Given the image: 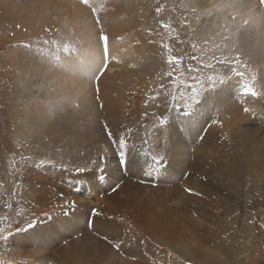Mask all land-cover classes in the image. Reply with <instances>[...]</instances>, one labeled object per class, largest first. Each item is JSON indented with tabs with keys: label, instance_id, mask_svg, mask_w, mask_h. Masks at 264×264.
Instances as JSON below:
<instances>
[{
	"label": "rangeland",
	"instance_id": "1",
	"mask_svg": "<svg viewBox=\"0 0 264 264\" xmlns=\"http://www.w3.org/2000/svg\"><path fill=\"white\" fill-rule=\"evenodd\" d=\"M28 1L0 0V217L8 216L13 221L11 227L0 221V227L5 229L3 234H7L9 229L15 232L16 228L32 219L33 223L38 221L33 212L40 210L38 202L43 197H39L46 190L41 191L40 180L46 175L61 173L63 176L54 177H57L56 181L62 180L68 175L64 168H72L77 163L89 166L97 156L105 154V142L95 140L94 143L92 132L86 133L91 141L78 142L81 139L79 131L91 123L102 128L99 113L107 107L114 108V103L120 100L116 108L120 118L115 122L105 120L104 125L109 122L107 125L117 138L121 132L129 135L128 143L134 144L136 150L133 153H137L128 152L127 156L132 161L141 158L143 163L153 164L151 156L163 154L161 151L166 139L174 141L171 148L181 145L185 149L186 154L174 159L175 162L169 160L165 153L166 175L157 174L155 170V181L158 178L169 181L168 175L180 169V176L184 181L188 180L182 186L196 195L187 193L181 201L183 212L174 216L177 217V225L174 224L179 229L176 238L173 236L170 240L168 236L159 242V237H153V243L157 247L160 245L164 254L166 252L163 257L166 263L170 264L175 258L180 261L175 260V263L172 260V264H264V95L261 96L263 99H257L241 96L239 92L241 84L255 76L257 84L255 82L254 87L264 93V50L262 54L259 52L260 55H253L250 51L254 46L248 48L246 43L253 42L254 32L264 40V18L260 13L264 9H259L262 10L260 14L254 9L251 18L247 14L237 15L239 28L231 20L238 10L246 13V9L241 8L245 2L257 3V0H231L235 8L213 7L221 5L223 0H89L88 5L78 0L82 7L74 8L75 16L72 17L75 19L68 14L49 12L47 0L40 2V8L35 6L37 13H34L27 8ZM92 7L97 8L96 15H93ZM158 8L161 9L159 13L156 11ZM244 20L248 23L245 24ZM161 22L170 28H162ZM101 34L107 35L112 50L102 74ZM242 34L246 35L245 40ZM162 44L169 45V48L161 47ZM64 45L69 46L67 51ZM243 45L253 57L249 52L247 54ZM262 45L264 49V41ZM92 49H97L99 67L75 72L72 69L74 59L84 57ZM23 55H28V58ZM239 55L242 64L248 66L238 67L239 71L245 72L243 78L234 75L231 64H219L213 59L214 56L231 59ZM169 56L181 57L183 66H170L167 63ZM192 56L198 59L192 60ZM201 63H211L214 67L188 71L189 65L198 67ZM48 65L51 75L66 92L65 105L55 107L51 96L40 102L43 113L45 109L54 110V113L51 111L54 121L58 113L66 117V128L52 125L53 119L49 120L50 127H47H55V134L52 133L54 129L33 128L29 119L32 116L29 105L38 103L46 94L48 78L42 77L49 73L43 72L42 66ZM172 71L178 75L183 73L175 83L166 75ZM209 75L216 80L214 88L208 87ZM97 76L99 80L95 78ZM193 76L202 83L193 81ZM185 82L194 84L200 93L199 103L193 105L188 113L183 106L185 101L189 104L192 101L190 90L183 87ZM33 83L36 85L30 87ZM161 85L166 91L161 90ZM222 87L223 90L231 89L240 101L227 108L223 101L219 109L214 102L219 99L218 92ZM113 91L117 93L115 97ZM181 93H184L183 97ZM173 95L177 98L176 105L172 104ZM253 105L261 109L244 111ZM177 106L180 111H177ZM124 110L128 111L125 112L127 116ZM165 117L167 120L160 125L159 119ZM61 122L57 121V124L62 125ZM128 129L132 130L131 133L127 132ZM46 132L52 134L47 135ZM74 136L76 142H72ZM147 139L149 142L144 143ZM74 143L76 145L73 146ZM153 144L160 146L152 147ZM145 152L148 155H144ZM107 155L116 157L111 152ZM120 168L121 173L125 172L124 167ZM46 170L49 172L45 173ZM35 178L39 181L33 190L27 186L29 180ZM109 182L113 184L110 191L114 190V181L109 179ZM155 185L161 186L159 183ZM90 190L93 189L85 191L88 194ZM65 191L68 192L69 188ZM89 196L91 199L93 194ZM87 216L86 223L92 218V212ZM27 231L15 233L17 239L13 235L6 244L0 243V264H20L21 257L29 258L27 251H32L33 246L21 237ZM56 243H60L59 240ZM36 247L42 254L49 250L40 248L38 244ZM111 248L113 253L124 256L123 248H113L112 245ZM43 264L53 263L49 260Z\"/></svg>",
	"mask_w": 264,
	"mask_h": 264
},
{
	"label": "bare ground",
	"instance_id": "2",
	"mask_svg": "<svg viewBox=\"0 0 264 264\" xmlns=\"http://www.w3.org/2000/svg\"><path fill=\"white\" fill-rule=\"evenodd\" d=\"M42 1H44V0H29L28 4H27V8L32 10L34 13L35 12L37 13V11L34 10V7L42 5V3H43ZM220 1L221 0H219V2ZM40 2H42V3L40 4ZM46 2H48L49 3L48 5H50L49 12L55 13L57 15L68 14L71 17L73 15L75 16L74 8L75 7L79 8L81 6L80 3L78 2V0H47ZM223 2H224V0H223ZM253 2H254V0H253ZM245 3L247 4V2H245ZM68 4H69V6H68ZM217 6L219 7V5H217ZM39 8H40V6H39ZM39 10H43V9H39ZM259 11H262V10H258V13H259ZM263 12H260V13H263ZM258 13H257V15H258ZM39 14H40V12H39ZM249 17H248V20L251 21V19H249ZM72 18L75 19L74 17H72ZM253 18L256 19L257 17H253ZM262 18H264V17H262ZM113 20H116V19H113ZM110 24H112V23H110ZM253 24H255V23H253ZM113 25H115V23ZM111 27H113V26H111ZM115 27H113V28H115ZM257 28H258V25H257ZM112 30H114V29H112ZM250 32H247V33H250ZM260 33L263 34V31ZM257 34H258V32H257ZM242 35H243V38L245 40L246 35L245 34H242ZM237 37H240V36H237ZM231 39L232 38H230V40ZM241 39H239L238 42H240ZM252 39H253V42H250V41H249V43L246 42L248 44L247 45L248 48H251L252 46H254V50H251L250 52L253 53V55L256 53L258 54L259 52L262 54V51L264 50L262 42L264 40L261 39L259 36L255 35V32L252 34ZM252 39H251V41H252ZM231 43H232V41H231ZM241 44L242 43L240 42V46H241ZM108 45H109V55H110L112 50H111V45L110 44H108ZM243 46L245 48V45H243ZM247 47L245 49H246L247 54H248L249 51L247 50ZM27 53H29V52H27ZM251 53H250V55H251ZM260 53H259V55H260ZM21 54H25V53H20V55ZM24 56L25 55H23V57ZM27 56H25V57H27ZM29 56H31V55H29ZM239 57H241V56L239 55ZM32 64H33V62H32ZM42 67L44 69V70H42L43 72L49 73V75H45L42 77L44 79L48 78L46 81L47 91H46V94H44L40 98V101H38V103H34V104L29 105L31 107L29 109V111L31 110L30 112L32 113L31 114L32 116L29 119L32 120L33 128L35 127V128H39L42 130H43V128L44 129L46 128V130H49L50 128H48V127H50V125L48 122H50L49 120L53 116V114L51 112L53 109L50 108L51 111H49V109L44 110V108H43V110L45 111V113H43L42 111H40V110H42V104L40 102H44L48 98V96H51V98L53 99V101L51 100L53 102L52 104L55 105V107H57V106L59 107V106H61V104L65 105L66 104V100H65L66 92H65L64 88L61 86L60 82L51 75L52 70L50 69V66L48 65V66H42ZM98 67H99V56L97 53V49H92L89 52L85 53L84 57H78V59L75 58L74 62H73L72 69L75 72L81 73L83 71H89L91 69H96ZM26 68L27 67H25V70H26ZM63 69H64V67H63ZM27 70L29 71V69H27ZM259 71H261V70H259ZM259 73H261V72H259ZM262 73L264 74V72H262ZM258 75H260V74H258ZM42 81H43V79H42ZM50 84H51V88H50ZM256 84H257V82H256ZM34 85H36V83L30 84L29 86L32 87ZM44 85H45V83H44ZM235 87H236V85H235ZM222 90H223V87L221 88L220 92H218V94H219L218 98L219 99H217V100L215 99L216 101L214 102V104H216L219 107V109L222 107L223 101H224V105L226 108L228 106L231 107V104H233V102L235 104V102L240 101V98L236 94H233L231 89L224 88V90L223 91ZM239 92H240V90H239ZM262 92H264V91H262ZM113 94L115 97V94H117V93H115V91H113ZM262 94H264V93H262ZM11 99H12V97H11ZM17 101H18V98H17ZM119 101L114 103V105H115L114 108L113 107H107L99 113L100 118H102V122H101L102 128L99 125H96L94 123H91V125L88 124L87 126L84 125L82 127V130L80 129V131H79V136L81 137V139H79L78 142L82 141V143H84L83 141H85L89 138V137L88 138L86 137V133L92 132L93 135L95 136V137L92 136L94 139V143H95V140H101L102 142H105L107 144L105 146V149L107 148V150H109L107 152V154L109 152H111L110 151V149L112 147L111 141L108 140L106 133H103L104 121L109 119L112 122H115L117 120L118 115L116 114V112H117L116 108L118 107ZM137 103L138 102H136V104ZM129 105H130V102H129ZM55 107H54V109L56 110ZM131 107L132 106H130V108ZM126 108L128 109V106H126ZM250 108H251V112L252 111L255 112L254 110H257V109L258 110L261 109L255 105H253L252 107L250 106ZM110 109L112 111H110ZM119 110H121V109L119 108ZM125 112L126 111L124 110L123 113H125ZM53 113H54V110H53ZM123 113H121V114H123ZM126 113L124 115H126ZM241 113H242V111H241ZM55 114H56V112H55ZM71 116H73V115H71ZM56 120L59 122L62 121L61 122L62 125L57 124ZM53 121H54V119H53ZM55 121H56V123H55ZM55 121L53 124L52 123H50V124H52V125L56 124L57 126H63V128L65 127L64 125L67 124L66 123L67 122L66 117L59 116V113H58V116L55 119ZM128 121L129 120H127V122ZM107 123H109V122H107ZM7 125H8V122H7ZM124 125L122 127H124ZM27 126H29V125H27ZM118 127H119V124H118ZM116 128H114V130ZM39 129H35V130L39 131ZM51 129H54V132L52 131V133L55 134V127L53 128V126H52ZM42 130H40V131L42 132ZM66 130L68 131V129H66ZM58 131L59 130L57 129V132ZM48 132H50V131H48ZM48 132H46V134ZM34 133H35V131H34ZM52 133H48L47 135L52 134ZM46 134H44V135H46ZM42 135H43V133H42ZM42 135L39 136L38 138L42 137ZM47 135L45 136L46 138H47ZM73 135H74V133H73ZM34 137L35 136H33V138ZM73 140L74 141H72V142H76L77 138L75 137ZM166 140L169 143V148H168V151L166 152L167 153L166 155H169V160L171 159L174 161V159H176L177 157L180 158V156H182V154L185 153V149L181 145H179L175 148H171L170 145L174 141L173 142L170 141L171 139L170 140L166 139ZM89 141H91V140H89ZM147 141L149 142L148 139H147ZM74 145H76V144L74 143L73 146ZM81 146H82V144H81ZM155 146L158 147L160 145L159 144L158 145L153 144L152 147H155ZM189 149L190 148H188L187 150H189ZM134 150H136L134 144L133 145L129 144L128 152L132 153L133 155H137L136 152L133 153ZM149 150H148V153L150 154ZM183 150H184V152H183ZM159 152L160 151H158V153ZM111 154H114V153L111 152ZM108 157H109L108 166L105 169V171L103 172V175L105 177L104 180L97 179V173L95 171H88V172H84V173H80V174H76L75 172L65 171V173H67L68 175L64 176V179L57 180V181L55 179L59 175H62V174L61 173L58 174L56 172H51L48 175H46L47 176L46 178H43L40 180V183L42 185V187H40L41 191L44 188H46V190H44L43 195H41L39 193V195H41L39 198L43 197V199H40L38 202V207H40L39 208L40 210H36L33 212V216H35L38 219V221L35 220L37 222L33 223L34 227L30 231H27L26 234L25 233L21 234L22 235L21 237H24L25 239H27V241L29 243L32 244L33 250L32 251L26 250L27 252H29V254H28L29 256L27 255L29 258H22L21 257V259L19 260V263L21 262L20 264H43L45 261H49V260H51L53 264H164V261H165V264H167L166 263L167 261L163 259L166 252L164 254L163 250H161L159 248L160 245H158L159 247H157V245L155 243H153V237H159L160 238L159 242H163V240H166L168 238V236H170L171 238L170 237L169 238H170V240H172V237L177 234L179 229H177L178 227L176 226L177 222L175 223V221H177V217H174V216H175V214H176V216H178V214L180 212H183V210H181V203H182L181 201L187 196V193H189V192L185 191V189H187V188L182 186V184H186V182L188 180H186V181L183 180L182 176H180V174H179V172H180V169H179V170L174 171L178 175H176V173H174L171 176L168 175L167 179L169 181H165V180H163V178L162 179L158 178V181H155L154 178L155 177L157 178L156 173L157 174L160 173L161 175L163 173L166 175L167 170L164 167V165L166 164L167 160L161 162V165L159 166V170H157L156 173H155V170H152L151 174L149 175L147 173L150 170L149 165L151 163L150 164L143 163V160L141 158L132 161L127 156V164L124 167L126 170H125V172L122 171V173H121L122 169L120 168L118 158L117 157H110V156H108ZM167 158H168V156H167ZM77 165H78V163H77ZM77 165H75V166H77ZM75 166H73L72 168H74ZM88 167L91 168V165H89ZM47 172H49V171L46 170L45 173H47ZM54 176H57V177H54ZM150 177H152V179H150ZM38 179L39 178H37L36 180H34V179L29 180V182H28L29 186H27V187H30V189L33 188V190H34L36 184H38V181H39ZM109 179L114 181L115 188H114V190L112 189L113 191L112 190L110 191V189L113 188L112 187L113 184H110ZM157 183L161 184V186L155 185ZM70 185H75L76 187H78L80 189V191L71 190L72 187H70ZM154 185H155V187H154ZM67 188H69L68 192L65 191V189L67 190ZM88 188H91L93 190H90V192L87 194L85 190ZM36 189H38V188L36 187ZM36 189H35V191H37ZM28 190H29V188H28ZM61 193H63L64 195L61 196ZM89 194H93L91 199H89V197H90ZM190 194H193V196L196 197V195L194 193H190ZM59 203H61V204L66 203V205H59ZM73 204H74V207L71 206ZM91 206L99 214L95 215V216L93 215L92 218L89 219L92 222V227H89V224L86 222L88 220L87 215L89 214V212H92V210H93L91 208ZM32 221H33V219H32ZM85 226H86V228H85ZM8 231H10V229ZM15 238L17 239L16 235H15ZM175 238H176V236H175ZM58 240L60 243H56V241H58ZM113 243H117L120 245L121 248H123V250H124V256L123 257L112 252L111 245ZM36 244H38L40 246V248L44 247L47 250L48 249L49 250L47 252L44 250V253L45 252L46 253L42 254L40 249H38V250L36 249L37 248ZM157 244H160V243H157ZM4 247H6V246H3V248ZM12 249H13V247H12ZM16 251H15V253H16ZM23 252H22V254H23ZM172 260H173V262L176 263V261H178L179 259L177 260L174 258ZM172 260H171V262H172ZM171 262H170V264H172ZM253 262H255V261H253Z\"/></svg>",
	"mask_w": 264,
	"mask_h": 264
},
{
	"label": "snow or ice",
	"instance_id": "3",
	"mask_svg": "<svg viewBox=\"0 0 264 264\" xmlns=\"http://www.w3.org/2000/svg\"><path fill=\"white\" fill-rule=\"evenodd\" d=\"M81 3L85 4V5H88L89 4V0H80ZM213 7H217V5H213ZM219 7H222V8H235L233 6V3L231 2V0H224V2L219 5ZM242 9H246V13H242L241 11H237L236 15H232L231 16V20H232V23L236 25L237 28L240 27V25L237 23V20H236V16L237 15H242V14H247L249 16H251L253 14V10L256 9V10H259V9H264V0H257V3H249V4H246V5H242L241 6ZM157 13H159L161 11V9H157L156 10ZM92 13L93 15H96L97 14V8L96 7H92ZM231 15V14H230ZM262 17H264V13H261ZM244 23L247 24L248 23V20H244ZM161 27L164 28V29H169L170 26L167 25V24H164L163 22H161ZM99 41L101 42L102 46H103V53H102V68H101V74L103 73L104 70H106L107 68V60H108V54H109V45H108V37L107 35H104V34H101L99 36ZM161 47L163 48H169V45H165V44H162ZM69 48L68 45H64V50L67 51ZM192 60H197L198 58L196 56H192L191 57ZM213 59H215L217 61V63L219 64H231L232 65V68H231V71L234 73L235 76L237 77H240V78H243L245 76V72L243 71H239L238 70V67H243V68H247L248 66L246 64H242L241 60H240V57L239 56H235L231 59H229L228 57H224V58H219V57H213ZM167 63L171 66V65H177V66H183V60L181 57H177V56H169L168 57V60H167ZM214 65L211 64V63H208V64H204V63H201L198 67H194L192 65H189L188 67V71L189 72H198L200 71L202 68H213ZM167 76L169 77H172V80H173V83H175V81L179 78H181L183 76V73L181 72L179 75L175 72V71H172V72H168L166 73ZM97 80H99V76L95 77ZM191 79L193 81H196V83H202L200 82L197 77L193 76L191 77ZM208 81H209V84H208V87L209 88H214L215 87V84H216V80L213 76L209 75L207 77ZM221 83H223L224 81H220ZM255 82H256V78L255 76L252 77L251 81H244L242 84H241V87H240V95L241 96H245V97H252V98H260L262 95V93L258 92L256 90V88L254 87L255 85ZM183 87L185 89H189L190 92H191V95H190V100L192 101V104H189L187 101H185L184 103V106H183V110L185 111V113H188L193 105L195 104H198L199 103V91L197 89V87L194 85V84H191V83H187L185 82L183 84ZM161 90H164L166 91V89L164 88L163 85H161ZM99 92V89L97 88V93ZM184 96V93H181V97ZM156 97H153V99H155ZM172 104L173 105H176L177 104V98L175 95L172 96ZM102 107V105H101ZM181 109L177 106V111H180ZM245 112H249L251 111V108H245L244 109ZM147 115V113L145 114ZM167 120V117L165 118H162V119H159V124L160 125H163L165 123V121ZM219 121H213V123H218ZM104 132L107 133V138L109 141H111V149L110 151L113 152L115 154V156L118 158V161H119V164L120 166L123 168L125 167V165L127 164V154H128V148H129V135L125 132H121L119 134V137L117 138L113 133L112 131L109 129L108 125L105 124L104 125ZM131 129H128L127 132L128 133H131ZM201 139H203V137H200ZM144 143H148L147 140L144 141ZM168 148H169V143L167 140H165V146L164 148L162 149V155H153L151 156V160L153 161V164H150L149 165V172L147 174H151V171L152 170H159V166L161 165V162L163 161L164 159V156H165V153L168 151ZM109 150H106L105 151V154L104 155H100V156H97V158L95 160H93L91 162V168H89L87 165L85 166H75L74 168H64L63 170L64 171H69V172H75L76 174H80V173H84V172H88V171H95L97 173V179L99 180H104L105 177L103 175V172L105 170V168H107L108 166V155H107V152ZM144 155H148L147 152L144 153ZM70 187L73 188L74 191H80V189L78 187H76L75 185H70ZM185 191L191 193V189H185ZM64 194L61 193V196H63ZM74 207V204L71 205ZM10 207V205H9ZM66 214V213H65ZM99 213L93 209L92 210V215H98ZM0 221H5L7 222L8 226L11 227V224H12V219L8 216H3V217H0ZM89 224V227H92V222L89 221L88 222ZM34 227V224L32 221H28L25 225L21 226V227H18L15 229V232H12V231H8L7 234H3L5 229L0 227V243H7L10 238L15 235V233H19V232H25L27 231L28 229H32ZM113 248H119L120 245L117 244V243H113L112 244Z\"/></svg>",
	"mask_w": 264,
	"mask_h": 264
}]
</instances>
